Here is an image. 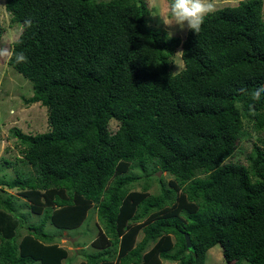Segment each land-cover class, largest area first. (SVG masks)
<instances>
[{"label":"trees","instance_id":"obj_1","mask_svg":"<svg viewBox=\"0 0 264 264\" xmlns=\"http://www.w3.org/2000/svg\"><path fill=\"white\" fill-rule=\"evenodd\" d=\"M4 5L21 27L11 48L28 57L7 64L31 82L27 104L46 107L49 130L12 132L33 174L0 178L20 196L0 188V264H73L44 225L77 229L91 209L100 226L75 264H204L215 245L227 264H264V96L252 98L264 85L262 0L217 8L172 43L146 26L145 0ZM178 45L183 69L172 74ZM253 118L261 146L233 161Z\"/></svg>","mask_w":264,"mask_h":264},{"label":"rangeland","instance_id":"obj_2","mask_svg":"<svg viewBox=\"0 0 264 264\" xmlns=\"http://www.w3.org/2000/svg\"><path fill=\"white\" fill-rule=\"evenodd\" d=\"M239 0H213L217 8L224 6L236 5ZM262 7V14L264 16V0ZM5 0H0V5H4ZM148 7V15L146 17V26L150 29H158L161 32L163 39L174 42L175 39H179L182 42L185 38L187 28L183 30L172 27L168 28L163 22H167V0H145ZM159 16V17H158ZM11 15L5 10V7H0V25L3 27V32L0 38V46L11 48L12 43L18 38L21 27L16 23H11ZM172 32V36L168 38V33ZM181 51V46L178 45L174 48V54L170 59V70L172 74H176L183 69V62L181 55L176 54ZM33 88L31 82L23 75L14 70L7 61L0 60V178L11 179L15 177L18 172L23 175L33 174V169L23 163L22 154L19 151V142L13 135V130L18 129L25 134H37L46 132L49 130L47 121L46 107L40 103L27 104V100L32 96ZM260 118V116H259ZM259 120L253 118L252 120H244V135L240 140L239 147L236 149L233 157V161L247 163L246 157L251 153L253 144L260 145L258 137L262 134L256 130ZM118 128L116 120H111L108 124V130L113 133ZM156 166L148 164L147 170L150 171ZM131 173L142 175L143 171L137 168L131 170ZM156 174V173H155ZM198 176L203 177L204 174L198 173ZM154 177V176H152ZM160 177H163L167 182L171 176L166 172H161ZM151 182V183H150ZM149 183V193H157V182L154 178H151ZM143 180L133 182L131 189L140 190ZM8 193L18 196L16 189H7L5 186H1ZM1 196H6L0 191ZM23 203V200H20ZM18 213L24 215L28 222L39 223L41 216L34 212H31L26 207L19 206ZM89 218L86 217L84 221L87 225L78 227L72 230H60L52 226L49 223H45L44 230L47 233L54 234L56 242L65 247L69 256L73 259V264L81 260L83 250L90 251L93 248L90 246V242L97 228L100 226L98 222V216L96 209L89 211ZM24 226V225H23ZM85 230H88L87 233ZM25 229H21L19 234H24ZM142 234L139 235L140 238ZM84 246H83V245ZM82 245V246H80ZM161 264H176L174 262L163 260ZM204 264H227L222 256V252L219 245H215L210 248L205 254ZM232 264V263H228ZM241 264H249L247 261L241 262Z\"/></svg>","mask_w":264,"mask_h":264},{"label":"clouds","instance_id":"obj_3","mask_svg":"<svg viewBox=\"0 0 264 264\" xmlns=\"http://www.w3.org/2000/svg\"><path fill=\"white\" fill-rule=\"evenodd\" d=\"M0 7H6L0 5ZM216 5L213 0H169L167 4V22H163L166 27H176L183 30L185 27L193 33H199L207 16L215 13ZM159 17V16H158ZM32 26L31 20H25L23 29H29ZM172 32L168 33V38ZM23 40L18 39L17 44H22ZM176 54L184 55L183 51ZM0 60L16 64L28 63V57L23 51H16L15 48L0 46ZM264 96V85L258 86L252 92L254 100H260Z\"/></svg>","mask_w":264,"mask_h":264},{"label":"water","instance_id":"obj_4","mask_svg":"<svg viewBox=\"0 0 264 264\" xmlns=\"http://www.w3.org/2000/svg\"><path fill=\"white\" fill-rule=\"evenodd\" d=\"M160 174H161V171H157V172H156V176H157V177H160ZM185 241H186V246H187V247H190V246H191V243H190V241H189V236H188L187 233H185Z\"/></svg>","mask_w":264,"mask_h":264},{"label":"crops","instance_id":"obj_5","mask_svg":"<svg viewBox=\"0 0 264 264\" xmlns=\"http://www.w3.org/2000/svg\"><path fill=\"white\" fill-rule=\"evenodd\" d=\"M48 223V222H47ZM49 225H50V223H49ZM80 261V260H79Z\"/></svg>","mask_w":264,"mask_h":264}]
</instances>
